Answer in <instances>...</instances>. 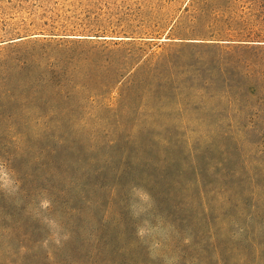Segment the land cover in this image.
<instances>
[{
    "label": "rangeland",
    "instance_id": "obj_1",
    "mask_svg": "<svg viewBox=\"0 0 264 264\" xmlns=\"http://www.w3.org/2000/svg\"><path fill=\"white\" fill-rule=\"evenodd\" d=\"M0 109V256L102 232L82 264H264V0H0Z\"/></svg>",
    "mask_w": 264,
    "mask_h": 264
},
{
    "label": "trees",
    "instance_id": "obj_2",
    "mask_svg": "<svg viewBox=\"0 0 264 264\" xmlns=\"http://www.w3.org/2000/svg\"><path fill=\"white\" fill-rule=\"evenodd\" d=\"M9 100H11V96L8 95ZM6 113L4 109H0V117H3V115ZM19 113L13 114L9 113L8 117L9 118H15L18 117ZM46 117L45 115H38L36 118H44ZM44 131L41 134V138L49 140V141H55L57 142L55 146H50L46 145L44 147H40L38 149V156L43 157L48 165H55V162L58 161V159L61 156V149L58 147V143L62 141V139L59 138L58 135H56L55 130L51 128H44ZM59 138V139H58ZM14 158V157H13ZM10 158L9 160H11ZM14 162V160H13ZM122 167L119 169H116L114 173V180H118L126 174L131 173V166L133 165L132 162V156L131 155H126L121 157L120 162L118 163ZM12 165V161H11ZM66 168H70V165H66ZM12 170H14L13 167H10ZM100 168V169H99ZM98 169H94V171H88L86 173L87 179L92 178V177H98L100 174L98 173H103L102 168L99 167ZM140 171H142L144 174H146V178L144 179V184L146 187H159L158 185L161 183L164 185V187H171L174 184V178L173 173L174 171L172 170V164L168 160H163V161H158L153 162L150 161V163H146L143 165H140ZM140 178V177H139ZM85 181H88V180ZM151 195L154 197V195L151 193ZM82 196V195H81ZM81 196L79 197L81 199ZM168 197V195H167ZM71 200V199H69ZM72 201V200H71ZM54 202V200H53ZM78 200L72 201V205L69 208V211L66 210V213L70 216L73 215V212L75 210H78V205H77ZM161 203L162 205H165L166 203V197L161 198ZM69 207V206H68ZM66 207V208H68ZM159 208H162L161 206ZM167 212V216L170 217H175L178 212V207H170V208H163ZM179 222H182L180 220ZM106 223L102 222L100 227L101 231L106 229ZM77 231V228L75 226H72L71 228V234L75 233ZM73 235H71L72 238ZM119 238V237H115ZM24 240V241H23ZM26 240V241H25ZM28 240V241H27ZM78 244L72 247L65 248V246H59L55 252H45L44 255H33V253L30 252V247L28 243L34 242V240L30 239H22V243L16 250L11 252L9 255H3L0 256V264H82V260L87 259V251L83 250L79 243L83 245H87L89 247V252L91 253H97L100 251V249H105L109 248L112 249V238L110 236H105L102 232L101 235H98L94 237L91 241L87 238H81L79 237ZM133 247H139L140 250H144L143 245L139 241V238H133L132 239ZM121 250V248H119ZM90 253V254H91ZM89 259V257H88Z\"/></svg>",
    "mask_w": 264,
    "mask_h": 264
},
{
    "label": "clouds",
    "instance_id": "obj_3",
    "mask_svg": "<svg viewBox=\"0 0 264 264\" xmlns=\"http://www.w3.org/2000/svg\"><path fill=\"white\" fill-rule=\"evenodd\" d=\"M140 234H141V235H143V234H144L143 230H141Z\"/></svg>",
    "mask_w": 264,
    "mask_h": 264
}]
</instances>
